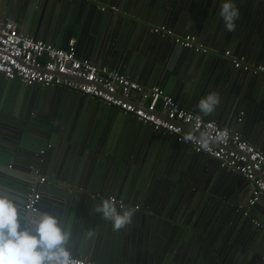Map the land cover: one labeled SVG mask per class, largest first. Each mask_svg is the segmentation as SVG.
Returning a JSON list of instances; mask_svg holds the SVG:
<instances>
[{"label":"water","instance_id":"obj_1","mask_svg":"<svg viewBox=\"0 0 264 264\" xmlns=\"http://www.w3.org/2000/svg\"><path fill=\"white\" fill-rule=\"evenodd\" d=\"M103 4L119 10L102 11ZM52 9L67 14L61 30L46 25ZM34 15L36 27L29 32ZM7 22L64 49L76 38L79 57L160 86L206 119L210 85L221 79L230 85L239 76L242 86L227 113L233 124L244 112L242 127L254 124L257 139H264V102L254 92L264 75L232 71V61L222 56L231 49L264 64V4L258 1L0 0V27ZM162 24L221 52H195L153 34ZM183 66L201 69L199 98L189 105ZM5 89L21 94V101L10 102ZM121 112L79 91L27 86L0 74V264H25L9 254L19 235L31 254L98 264H264V215L252 209L259 202L244 217L251 182L150 125L136 123L131 137L117 142L107 122ZM62 155L59 166L54 161ZM42 177L47 181L40 185L39 206L28 212L27 197ZM111 196L125 207L110 202ZM135 203L140 209L129 210Z\"/></svg>","mask_w":264,"mask_h":264},{"label":"built area","instance_id":"obj_2","mask_svg":"<svg viewBox=\"0 0 264 264\" xmlns=\"http://www.w3.org/2000/svg\"><path fill=\"white\" fill-rule=\"evenodd\" d=\"M255 1L264 4V0ZM101 9L105 12L119 10L116 5L110 4H103ZM152 33L165 39L172 38L177 45L195 52H221L201 43L193 35L177 34L166 25L153 27ZM222 56L229 58L237 70L264 75V65L250 64L230 50L223 52ZM0 74L9 80L19 79L27 86H53L79 91L119 109L140 123L150 125L154 131L174 136L179 144L192 146L198 154L204 153L218 160L222 168L239 173L254 187L247 207L242 208L245 217L249 216V210L264 197L263 151L240 133L187 111L160 86L147 87L109 66L98 65L89 58L79 57L76 38H72L64 49L20 33L13 22L4 23L0 27ZM65 75L81 79L82 82L65 78ZM242 120L243 117L239 119L240 122ZM183 125L190 126L192 130L185 129ZM211 142H215L217 146ZM46 181L47 178L42 177L40 184L32 187L25 206L28 212L37 211L42 198L38 187ZM110 202L125 207L116 198H110ZM131 207L133 206L129 209ZM133 209L139 210L140 206L136 205ZM253 222L257 227L262 225L255 219ZM16 242L17 245L11 248L9 254L25 264H98L83 257H63L54 253L31 254L24 243L23 235H19Z\"/></svg>","mask_w":264,"mask_h":264},{"label":"crops","instance_id":"obj_3","mask_svg":"<svg viewBox=\"0 0 264 264\" xmlns=\"http://www.w3.org/2000/svg\"><path fill=\"white\" fill-rule=\"evenodd\" d=\"M53 9H52L50 16H48V18L45 19V21L47 22L46 25H47V27H49V26H52L54 24V26L58 30H61L65 26L64 21H65L67 14L64 12H60V13L54 12ZM238 15L240 16V14H238ZM23 20L24 19H22L21 21H23ZM37 20L38 19L35 15L31 17V20L28 22V25H27V30L29 32H31V30L36 27V21ZM239 20H240V17L237 18V14H236V23ZM8 23H12V22H8ZM14 24L16 26V29L20 33H22V34L24 33L26 36H29L32 38V36L28 35L27 31H25L24 26H22L19 23H14ZM162 25H164V24H162ZM178 34H180V35H192V34H182V33H178ZM193 36L197 37L196 35H193ZM197 39L199 40L198 37H197ZM201 43H203V41ZM51 44L55 45L56 47H60V43L58 44L57 42H55V43L51 42ZM206 45H208V44H206ZM216 49H219V48H216ZM227 50H230L233 52V50H231V49H227ZM233 54H235V53H233ZM235 55L238 56L237 54H235ZM238 57L243 58L241 56H238ZM82 58H85V57H82ZM243 59L246 61L245 58H243ZM246 62L253 64V65H264V64H255V63H252L249 61H246ZM230 66H231L232 71L236 70L232 63H230ZM179 71L181 73L183 72V77L187 79L186 84L183 88V94L185 95V98L187 99V102L189 105L192 101H194L195 98H199L198 90H199V84H200L201 80H197L196 76H198V74L201 72V69L199 67H194V66H190L188 69L187 67L185 68L183 66L179 69ZM237 72H239V71H237ZM241 78H242V75H241L240 79ZM134 81H136V80H134ZM146 86L151 87L149 85H146ZM210 86H212V89L207 90L208 94L206 95V98H204V100H205L204 101V107H207L206 109H208V111H209L208 112L209 113V119L214 120L219 125L226 127V128H229L231 130H232V127H235V128H233L234 130L237 129L238 130L237 132L240 133L246 140H248L252 145L256 146L258 149H260L261 151L264 152V139H262V138L257 139L258 128L253 124V127L251 125H248L247 128L245 129V127H242V123L240 121H235L232 124V122L230 120L231 114L227 113V111L228 112L230 111L229 108H231V106H232L231 101L235 100V95L233 93L236 91H240L239 88H241V86H242L240 83V80H239V76H238V79L233 84L228 85V83L224 82L223 79H221V80H218V82H216L215 85H210ZM164 92L167 95H170L167 91L164 90ZM254 92L258 93L259 98L264 102V83H261L257 88H255ZM1 93L4 94V97L6 99H10V102H14V103L18 104L21 101V94L15 95L9 89H5ZM170 96L175 98L173 95H170ZM178 103L181 104V102L179 100H178ZM183 108L187 110V108L185 106H183ZM189 112L195 113L193 111H189ZM241 114H242V112H241ZM241 114H240V117H245V113H244V116H241ZM250 114H251V112H250ZM198 115H200V114H198ZM206 115L208 116V114H206ZM200 116H202V115H200ZM107 123H108L107 124L108 129H109V136L112 138H115V139L117 138L118 139L117 142L118 141L121 142L122 140L127 139V137H131V132H132L133 126H135L136 123L138 124L140 122H138L134 118H133V120H131L130 117H128L123 112H121L118 114V116L116 118L109 120ZM63 158H64V156L62 155L59 160H56L54 162L59 166H61V165L64 166V164H63L64 159ZM19 175H21L23 177L26 176L25 173H19ZM38 189L41 192L40 186L38 187ZM41 194H42V192H41ZM249 194H250V196L252 195L251 190L249 191ZM111 198L117 199L116 196H111ZM136 205L140 206L139 203H135L133 205V207H135ZM263 206H264V199L260 200L259 203L252 209L256 213H258L260 216H263L264 215V207ZM133 207H131L130 209L128 208V209L134 210ZM257 221H259V220H257ZM242 248L243 247H241V249ZM248 254H249V252L246 253L245 258L248 257Z\"/></svg>","mask_w":264,"mask_h":264}]
</instances>
